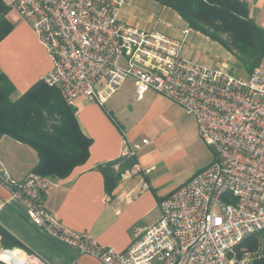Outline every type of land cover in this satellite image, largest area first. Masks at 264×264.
Returning a JSON list of instances; mask_svg holds the SVG:
<instances>
[{
  "label": "built area",
  "instance_id": "built-area-1",
  "mask_svg": "<svg viewBox=\"0 0 264 264\" xmlns=\"http://www.w3.org/2000/svg\"><path fill=\"white\" fill-rule=\"evenodd\" d=\"M7 2V1H6ZM126 0H11L51 60L43 82L67 106L78 99L106 104L122 83L133 82V99L153 91L194 118L213 160L159 204L156 223L123 251L66 228L43 205L50 185L34 172L15 179L0 161V184L26 210L33 226L54 241L102 264H252L235 246L264 229V66L247 75L227 65L210 68L181 56V41L122 21ZM124 140L119 159L141 145ZM150 168L134 165L147 175ZM147 188V184H143ZM3 264H48L39 254L0 249Z\"/></svg>",
  "mask_w": 264,
  "mask_h": 264
},
{
  "label": "crops",
  "instance_id": "crops-1",
  "mask_svg": "<svg viewBox=\"0 0 264 264\" xmlns=\"http://www.w3.org/2000/svg\"><path fill=\"white\" fill-rule=\"evenodd\" d=\"M245 1L250 17L264 28V0ZM131 3L144 6L141 13L145 23L143 28L129 25L144 31H157L181 42L194 35L210 41L190 30L173 10L151 0H126L119 17L127 24L132 16ZM226 53L227 62H230L231 55ZM51 65L45 49L22 19L0 42V72L13 86L12 98L20 96L41 80ZM73 109L81 133L90 140L88 157L66 178H49L50 185L42 196L44 208L66 228L87 233L99 244L123 251L132 240L158 221L161 200L208 165L209 154L206 152V159L200 165L203 167L179 173L178 169L189 152L185 147L169 146V128L158 127L156 123L166 113L174 112L189 122L192 143L203 147L194 118L182 115L179 106L153 91H147L140 101H135L133 82L130 92L116 93L103 106L78 99ZM144 139L148 143L141 145L132 165L120 173L112 195H108L99 166L119 159L124 140L139 144ZM0 161L15 179H21L32 171L37 156L30 147L2 136ZM135 164L150 168V173H135ZM144 183L147 188H143ZM0 227L20 244L19 247L5 249L37 253L48 264H102L37 230L25 208L10 199L9 192L1 184ZM0 249L4 248L0 246Z\"/></svg>",
  "mask_w": 264,
  "mask_h": 264
},
{
  "label": "trees",
  "instance_id": "trees-1",
  "mask_svg": "<svg viewBox=\"0 0 264 264\" xmlns=\"http://www.w3.org/2000/svg\"><path fill=\"white\" fill-rule=\"evenodd\" d=\"M173 10L190 30L219 44L231 55L229 71L246 75L264 61V28L250 17L245 0H151ZM11 7L0 0V42L12 30L7 15ZM238 73V72H237ZM13 86L0 72V138L6 136L35 151L37 163L31 172L50 179H64L85 162L90 140L80 131L73 107L59 91L37 81L12 98ZM133 157L99 166L105 188L112 195L120 173L132 165ZM117 167L115 170L114 167ZM0 227V246L19 247ZM237 256L249 253L252 264H264V229L247 235L236 246ZM0 264H3L0 262Z\"/></svg>",
  "mask_w": 264,
  "mask_h": 264
},
{
  "label": "rangeland",
  "instance_id": "rangeland-1",
  "mask_svg": "<svg viewBox=\"0 0 264 264\" xmlns=\"http://www.w3.org/2000/svg\"><path fill=\"white\" fill-rule=\"evenodd\" d=\"M10 2L11 0H6ZM131 17L129 18L128 24H132L138 28H143L145 23V17L141 13L144 9V6L140 3H131ZM8 20L12 22L13 25L17 23L18 20L21 18L17 15V13L11 10L7 15ZM193 31V30H192ZM195 32V31H194ZM198 33V32H196ZM181 56L184 58L195 61L201 65L210 67V68H219L222 66V63L230 67V62H227L228 55L224 51V49L217 43L208 41L205 39H201L194 35L193 38L186 37L181 42ZM231 57V56H230ZM232 58H230V61ZM238 72V73H237ZM238 76L244 75L245 73L240 70H236L235 72ZM132 88V80L127 78L121 85L117 94L130 92ZM182 111V115L186 113L180 108L179 111ZM178 111V112H179ZM180 111V112H181ZM179 112V113H180ZM158 127H167L168 134H171L169 138V146L173 147H185L187 149L188 157L187 159L181 164L178 169V172L181 174H185L189 171H193V169L200 168V166L204 163L206 159V152L209 154V162L213 160V156L211 151L203 144L201 139L199 140L202 142V146L200 147L198 144L192 143L190 140V129H189V122L179 115L175 114L174 112L166 113L161 119H159L156 123ZM199 137V136H198ZM205 167V166H204ZM2 263V262H1Z\"/></svg>",
  "mask_w": 264,
  "mask_h": 264
},
{
  "label": "bare ground",
  "instance_id": "bare-ground-1",
  "mask_svg": "<svg viewBox=\"0 0 264 264\" xmlns=\"http://www.w3.org/2000/svg\"><path fill=\"white\" fill-rule=\"evenodd\" d=\"M0 259H4V260H8L9 259V255L6 253H0Z\"/></svg>",
  "mask_w": 264,
  "mask_h": 264
}]
</instances>
